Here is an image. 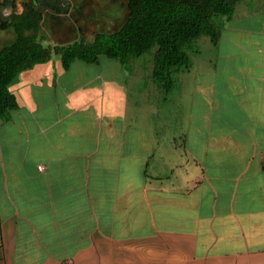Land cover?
<instances>
[{
	"label": "crops",
	"instance_id": "1",
	"mask_svg": "<svg viewBox=\"0 0 264 264\" xmlns=\"http://www.w3.org/2000/svg\"><path fill=\"white\" fill-rule=\"evenodd\" d=\"M246 4L216 43L196 40L177 87L157 85L146 126L106 108L126 62L18 73L0 119V264H264V0Z\"/></svg>",
	"mask_w": 264,
	"mask_h": 264
},
{
	"label": "trees",
	"instance_id": "2",
	"mask_svg": "<svg viewBox=\"0 0 264 264\" xmlns=\"http://www.w3.org/2000/svg\"><path fill=\"white\" fill-rule=\"evenodd\" d=\"M58 12L68 10L66 0H37ZM239 0H128V14L113 30L97 31L91 41L84 36L50 46L38 34L40 15L32 9L6 18L3 27L12 26L14 39L0 47V119L17 106L9 85L18 73L59 55L63 68L79 59L96 63L100 55L123 61L151 56L153 82L167 91L175 75L192 64L189 46L201 36L216 43L220 36L219 20L230 18ZM56 3H61L60 6Z\"/></svg>",
	"mask_w": 264,
	"mask_h": 264
},
{
	"label": "rangeland",
	"instance_id": "3",
	"mask_svg": "<svg viewBox=\"0 0 264 264\" xmlns=\"http://www.w3.org/2000/svg\"><path fill=\"white\" fill-rule=\"evenodd\" d=\"M66 2H69V0H66ZM246 2L247 0H239L236 3L235 8L237 12L242 13L246 11ZM74 3L80 6V11H76V16L72 14V17L75 20L74 27L77 28V31L74 30V36L70 37L71 39L68 38L70 41L78 35L84 36L87 41H91L97 31H109L116 29L124 21L128 14L126 0H74ZM252 5L257 6L255 1H253ZM49 14V11L45 12V16L42 20L40 28L38 29L37 36L42 39L44 44L55 46V44L65 42V39L59 32L57 22L55 24L54 18L49 16ZM223 21L224 17L222 16L219 20L220 25H222ZM241 23H247V21H243ZM13 38L14 34L11 30H0V47L11 41ZM196 42L197 41L194 40L190 44L189 50L190 55L200 52L196 56V60L199 62L200 58H202V54L205 52V49L202 47L201 50ZM99 60L101 63L118 62V60L108 58L104 55H100ZM76 61L82 62L79 60ZM122 62L127 63V68L125 69L127 73V80L125 81L126 85L120 89L112 82L109 94L111 99L107 101L106 108H109V104L110 108L111 104L116 107L125 108L128 113L131 112L127 119L133 124L136 122V114L139 115V113H141V117H138V123L146 126L148 124L146 115H150L152 109L163 108L161 98V93L163 94V92L157 85H152L153 83L151 82V56L146 53L140 57L127 58ZM49 64H51L52 67L54 65H60V58L57 53H52ZM74 68H77L76 65ZM108 71L112 73L114 70L102 69V72L104 73ZM177 75H175L174 85ZM174 87L177 86L175 85ZM119 89L121 90L120 92H118ZM120 94L121 96L117 100L116 98Z\"/></svg>",
	"mask_w": 264,
	"mask_h": 264
},
{
	"label": "flooded vegetation",
	"instance_id": "4",
	"mask_svg": "<svg viewBox=\"0 0 264 264\" xmlns=\"http://www.w3.org/2000/svg\"><path fill=\"white\" fill-rule=\"evenodd\" d=\"M126 1L128 3V0ZM68 4H69L68 6L69 8L66 12H58L54 9L45 7L37 0H0V30L2 31L11 30L14 34V30L12 26L3 27V24L6 22L5 21L6 18L11 17L13 14L22 13L24 10L28 8L35 10L40 15L39 26H38L39 29L42 20L45 16V12L49 11L50 13L49 16L54 18L55 24L57 22L59 27V32L61 35H63L65 39L64 41L69 42L70 40H68V38L74 36L73 35V33H75L74 30L77 31V28L74 27L75 20L73 19L72 14L76 16L77 12L80 11L79 10L80 6L74 3V0H69ZM56 5L60 6L61 3L60 4L56 3ZM65 42H60V43H65Z\"/></svg>",
	"mask_w": 264,
	"mask_h": 264
}]
</instances>
